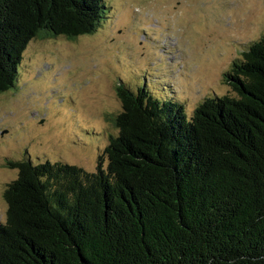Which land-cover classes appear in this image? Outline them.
<instances>
[{
  "label": "trees",
  "instance_id": "obj_1",
  "mask_svg": "<svg viewBox=\"0 0 264 264\" xmlns=\"http://www.w3.org/2000/svg\"><path fill=\"white\" fill-rule=\"evenodd\" d=\"M106 7L0 0V93L30 41L90 35ZM148 76L119 82L93 171L28 151L7 161L0 264H264V32L226 72L230 94L191 112Z\"/></svg>",
  "mask_w": 264,
  "mask_h": 264
},
{
  "label": "rangeland",
  "instance_id": "obj_2",
  "mask_svg": "<svg viewBox=\"0 0 264 264\" xmlns=\"http://www.w3.org/2000/svg\"><path fill=\"white\" fill-rule=\"evenodd\" d=\"M104 3L92 34L30 41L17 85L0 93V219L17 175L7 161L28 151L93 171L121 112L119 82L147 73L151 92L164 83L191 112L212 94H230L226 72L264 32V0Z\"/></svg>",
  "mask_w": 264,
  "mask_h": 264
},
{
  "label": "bare ground",
  "instance_id": "obj_3",
  "mask_svg": "<svg viewBox=\"0 0 264 264\" xmlns=\"http://www.w3.org/2000/svg\"><path fill=\"white\" fill-rule=\"evenodd\" d=\"M249 1H250V0H249ZM251 1H253V0H251ZM251 3H252V2H251ZM161 5H164V4H161ZM259 6H260V5H259ZM121 7H122V6H121ZM162 7H163V6H162ZM165 7H166V6H165ZM262 14H263V12L260 11V12L256 15V18L258 19L259 17L262 16ZM126 15H127V13H125V17H126V20H128ZM254 15H255V14H254ZM254 18H255V16H254ZM254 18H253V19H254ZM247 19H248V18H247ZM246 21H247V20H246ZM43 81H44V80H43ZM86 95H87V93H86L84 96H86ZM89 95H90V94H89ZM77 96H78V95H77ZM82 100H83V99H82ZM53 124L55 125L56 123H52V125H53ZM46 129H47V128H46Z\"/></svg>",
  "mask_w": 264,
  "mask_h": 264
}]
</instances>
